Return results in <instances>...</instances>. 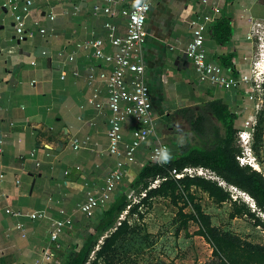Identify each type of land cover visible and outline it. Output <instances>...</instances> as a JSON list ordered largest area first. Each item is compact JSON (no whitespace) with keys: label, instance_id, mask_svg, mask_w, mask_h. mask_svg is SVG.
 <instances>
[{"label":"crops","instance_id":"1","mask_svg":"<svg viewBox=\"0 0 264 264\" xmlns=\"http://www.w3.org/2000/svg\"><path fill=\"white\" fill-rule=\"evenodd\" d=\"M23 1L18 0L19 4ZM29 1L25 36L16 47L11 9L0 0V264H35L45 252L51 254L52 264H61L64 254L71 248L78 250L88 235L97 236L100 243L109 234L123 206L115 211L111 225L97 229V224L123 193L134 192L136 175L152 162L154 138L136 150L135 162L126 164L110 199L86 218L78 205L99 191L117 158L107 152L110 109L106 82L100 78L101 73L109 76L114 66L94 58L93 48L83 45L99 39L104 53H114L105 24L113 25V36L123 38L127 20L118 12L135 0ZM107 4L117 12L115 16L103 11L94 14L95 5ZM205 16L211 18L205 22V60L221 66L227 78L250 73L257 39L264 36V0H153L142 48L144 80L155 134L167 145L166 160L176 157L189 140L179 110L220 100L234 115L237 131L256 115L248 84L222 88L197 74L187 46L192 39L191 22H202ZM248 16L260 25L254 26L258 35L252 41ZM219 18L228 21L226 42L211 33ZM38 26L46 33H40ZM126 75L129 80L130 74ZM124 106L121 102L120 107ZM137 127L133 116L123 120L122 153ZM75 140L81 144L78 149L72 147ZM37 211L51 218H60L62 211L71 224L53 242L50 220L27 216Z\"/></svg>","mask_w":264,"mask_h":264},{"label":"built area","instance_id":"2","mask_svg":"<svg viewBox=\"0 0 264 264\" xmlns=\"http://www.w3.org/2000/svg\"><path fill=\"white\" fill-rule=\"evenodd\" d=\"M112 0H107V3ZM153 0H135L133 4L119 10V14L126 17L127 30L123 38L113 36V25L105 24V27L110 31L109 41L116 51L112 54L104 53L102 42L99 39L88 40L84 43L83 48H93L92 56L106 63H112L113 69L109 76L104 73L100 74V78L106 82L108 90V107L110 116L108 118L109 128L107 131L108 146L107 152L117 158L116 166L111 170L98 192L89 195L84 202L78 205V210L86 217L90 218L93 215L95 208L105 204L111 197L116 187L120 184L122 177L125 175V166L127 163L135 162L136 150L151 137L154 138V144L151 150V160L158 166H164L165 155L167 153V145L163 143L155 134V126L153 124L151 102L149 99V89L144 80L145 63L143 59L142 48L146 38L145 22L148 12L152 6ZM29 0H24L19 4L18 0H5L3 6H8L13 15V28L15 32V46L19 47L25 36L26 21L30 14ZM103 11L110 16H115L116 11L108 4L104 7L95 5L93 7L94 14ZM49 19L53 20L54 16L49 15ZM204 21V22H203ZM202 22L192 21V39L187 46V54L193 61L195 70L201 80H207L209 83L222 88L240 87L243 84H248L249 97L253 98L257 89L260 88L262 81V70L257 68L261 63L253 62V66L249 74H241L236 77H225L222 75V68L217 64L209 63L205 60L204 50V31L206 23L211 21V18L205 16ZM250 22V32L248 39L252 41L258 31L254 26H260L255 23L252 16H248ZM206 22V23H205ZM38 25L37 21L35 22ZM40 33L45 34V29L38 26ZM259 55L264 59V36L258 37ZM11 52V51H9ZM127 72L130 74V79H126ZM88 82L93 81V75H89ZM247 88V89H248ZM254 99V98H253ZM125 102L126 106L120 107V103ZM89 103L99 108L93 99H89ZM258 107V106H257ZM257 112V111H256ZM127 116H133L138 122V127L133 131L132 142L124 146V153L120 149L121 143V124ZM253 124L248 121L244 124V129L239 132V137L245 141V136H250L248 128ZM253 132V127L250 129ZM248 141L250 138H247ZM80 142L76 140L72 142V147L78 149ZM240 157H237L239 161ZM241 165L243 163L239 162ZM195 172V173H194ZM202 168L184 167L181 170L176 168L168 170L167 175L156 177L151 180L152 187L158 186L167 178L180 179L185 176L193 177L200 176ZM131 191L128 196L132 195ZM144 197V194H143ZM60 218H51L44 211H37L28 214L27 216L34 220L45 218L50 220L49 239L56 242L58 236L66 226H70L71 220L66 217L63 212H60ZM20 215V213H15ZM58 247V244L56 245ZM51 254L45 252L42 260L35 264H52L50 262Z\"/></svg>","mask_w":264,"mask_h":264},{"label":"trees","instance_id":"3","mask_svg":"<svg viewBox=\"0 0 264 264\" xmlns=\"http://www.w3.org/2000/svg\"><path fill=\"white\" fill-rule=\"evenodd\" d=\"M212 36L219 42H226L230 34L228 21L224 18L216 20L211 27ZM264 78V77H263ZM264 90V80L262 82ZM186 122L189 140L184 143L176 157L166 160L164 166L151 162L141 168L132 182L138 188L145 181L157 176L167 175L171 169L181 170L184 167H201L214 172L227 184L247 194L264 215V177L250 166L241 165L237 157L241 155L237 143V130L234 128V115L220 100L205 102L197 107L184 108L177 112ZM191 188L200 190L216 204L229 202L231 211L229 218L247 216L255 226H262L261 220L244 204L237 206L230 194L217 183L199 176H185L180 179L167 178L158 186L149 188L141 202L146 203L153 197H174L177 190L189 191ZM125 196L109 206L103 212L97 229L113 223L115 211L124 205ZM139 206V205H137ZM192 216L198 223L199 234L212 243V258L203 264H264V247L241 244L237 239L217 233L209 225V219L198 206ZM130 230L126 220L118 223L100 243H94V236L88 235L78 250L69 249L61 264H103L108 261L109 252L114 249L119 239ZM99 244V245H98ZM92 247H96L95 250ZM93 256L91 257V254Z\"/></svg>","mask_w":264,"mask_h":264},{"label":"rangeland","instance_id":"4","mask_svg":"<svg viewBox=\"0 0 264 264\" xmlns=\"http://www.w3.org/2000/svg\"><path fill=\"white\" fill-rule=\"evenodd\" d=\"M258 53L259 50L254 62L261 63L264 59L261 60L262 56ZM257 68L261 69L260 65ZM263 77L264 73L261 86L253 96L258 107L256 115L248 120L253 124L248 128L250 136H245V141H242L239 137L241 130H238L237 143L241 149L239 162L250 166L264 177ZM252 127L253 132L250 130ZM186 129L187 127H182V130ZM190 137L191 134L188 133L187 138ZM199 177L217 183L230 194L237 206L244 204L264 225V215L247 194L227 184L208 169L202 168ZM149 188L153 187L151 181L147 180L135 188L131 196H128V192L123 193L125 196L123 210L108 229V233L122 220L128 222L130 230L117 241L114 249L109 252L108 261H104L103 264H203L209 261L212 258V243L199 234L198 223L192 217L195 215L196 206L208 217L209 225L217 233L237 239L241 244L264 247V228L255 226L253 219L247 216L229 218L231 211L229 202L216 204L207 194L191 188L189 191L177 190L174 197L156 196L142 203L143 194ZM95 243H99L97 236L93 244ZM92 249L95 250V247Z\"/></svg>","mask_w":264,"mask_h":264},{"label":"bare ground","instance_id":"5","mask_svg":"<svg viewBox=\"0 0 264 264\" xmlns=\"http://www.w3.org/2000/svg\"><path fill=\"white\" fill-rule=\"evenodd\" d=\"M260 67H261V70L263 71L264 70V63L260 64Z\"/></svg>","mask_w":264,"mask_h":264},{"label":"water","instance_id":"6","mask_svg":"<svg viewBox=\"0 0 264 264\" xmlns=\"http://www.w3.org/2000/svg\"><path fill=\"white\" fill-rule=\"evenodd\" d=\"M20 51V50H19Z\"/></svg>","mask_w":264,"mask_h":264}]
</instances>
